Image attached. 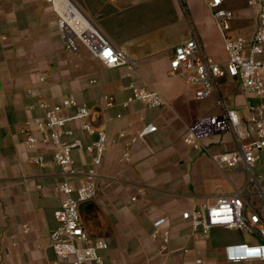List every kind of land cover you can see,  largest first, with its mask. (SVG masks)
Returning a JSON list of instances; mask_svg holds the SVG:
<instances>
[{
	"label": "crops",
	"instance_id": "0c3cea01",
	"mask_svg": "<svg viewBox=\"0 0 264 264\" xmlns=\"http://www.w3.org/2000/svg\"><path fill=\"white\" fill-rule=\"evenodd\" d=\"M72 1L135 65L107 68L82 45L70 50L49 0H0V264H72V258L58 259L50 244L57 227L54 213L64 199L57 187L65 172L54 163L53 147L38 144L29 149L22 133L40 138L36 120L45 112L38 105L68 98L88 105L92 125L107 131L110 139L120 133L127 136L108 143L98 168H93V156L85 150L73 152L78 172L70 178L73 187L89 180L93 169L101 177L100 185L104 177L122 174L120 181L80 208L88 235L109 245L102 252L103 264H197L198 259L202 264H264L226 262L227 246L256 241L248 233L214 227L207 235L195 234L182 218L193 206L214 204L218 195L231 194L213 195L207 187L219 175L213 154L227 152V147L208 141L228 136L230 151L235 147L231 135L206 138L203 149L184 142L194 120L218 112L216 97L205 109L204 102L212 96L197 100L196 84L169 73L174 47L194 32L210 57L227 61L209 0ZM225 7L236 13L233 29L250 38L258 25L259 8L248 6L246 0H228ZM131 84L156 89L167 105L156 109L134 101ZM221 87L242 117L248 114V104L258 103L236 80L224 78ZM110 96L115 105L107 107ZM126 102L128 107H123ZM75 112L70 108L64 115ZM150 124L157 131L128 144V138ZM66 129L73 131V136L64 137L66 141L78 138L90 144L96 139L78 122H69ZM126 148L129 161L123 159ZM39 155L44 165L33 162ZM229 169L234 190L241 188L246 172ZM160 218L166 219L161 227L169 232L166 243L153 237L154 223Z\"/></svg>",
	"mask_w": 264,
	"mask_h": 264
},
{
	"label": "built area",
	"instance_id": "2783aa9c",
	"mask_svg": "<svg viewBox=\"0 0 264 264\" xmlns=\"http://www.w3.org/2000/svg\"><path fill=\"white\" fill-rule=\"evenodd\" d=\"M227 1L209 0L208 3L224 40L227 61L223 64L210 57L194 32L192 38L174 47L169 73L196 84L197 100L216 97L218 112L194 120L187 128L184 142L195 149H203L204 139L230 134L234 149L222 153L215 162L246 172L247 179L233 193L218 195L214 204L206 202L201 206H193L183 212L182 218L189 222L195 234L207 235L214 227L248 233L256 241L229 245L224 249V257L228 263L257 262L264 261V0H246L248 6L259 8L258 25L250 38L241 32H237L235 37L232 35L236 13L225 7ZM49 2L58 16V28L70 50L74 51L83 45L107 68H134V59L123 49L114 46L72 0ZM224 78L238 81L247 96L258 100L256 104H248V116L242 117L231 107L221 87ZM129 89L134 101L143 102L150 108L158 109L167 105L164 96L154 88H137L131 84ZM106 99L107 107L115 105L113 97ZM128 105L129 102H126L123 107ZM38 107L45 112L44 118L37 119L35 126L41 137L23 131L26 143L29 149H34L38 144L53 147L54 163L66 175L57 187L64 199L54 213L57 227L50 236L51 248L60 260L72 258V264H103L102 252L108 250L109 245L105 240L92 239L88 235L82 223L80 208L120 181L122 174L104 177V183L100 185L101 177L93 169L88 174L89 180L73 187L70 178L78 174L73 152L85 150L93 156V168H98L103 162L108 143L111 141L116 144L127 139V136L120 133L110 139L107 131L92 125V109L72 98L56 104L42 102ZM70 108L76 112L72 116H65L64 111ZM73 121L78 122L88 134L95 135V141L90 144L78 138L66 141L65 136H73V131L66 129L67 124ZM155 131L157 127L150 124L136 136L128 138V144L144 141L148 134ZM123 159L130 160L128 148L123 152ZM33 162L44 165V157L36 156ZM165 223V218L154 223L153 237H161L166 243L169 232L161 230ZM202 262L201 259L197 260V264Z\"/></svg>",
	"mask_w": 264,
	"mask_h": 264
},
{
	"label": "rangeland",
	"instance_id": "374dc122",
	"mask_svg": "<svg viewBox=\"0 0 264 264\" xmlns=\"http://www.w3.org/2000/svg\"><path fill=\"white\" fill-rule=\"evenodd\" d=\"M246 33V32H245ZM244 33V34H245ZM232 35L235 37L237 35V31L234 29L233 32H232ZM83 46V45H82ZM233 87L230 86V92L231 93H234V89H232ZM215 97L212 96L208 101H205L204 104H205V109L207 108H210L211 106V103L215 100L214 99ZM248 116V114L246 115ZM209 143H214V144H220V145H223L225 147H227V151L228 148L230 147L229 146V137L228 136H225V135H222V136H219V137H216L215 139L211 140V141H208ZM206 142V143H208ZM226 152V151H225ZM224 153V152H223ZM221 154H218V155H214L213 154V158L216 159L217 157H219ZM218 165V166H217ZM216 166L219 168V175L218 177L216 178H212L208 183H207V187H208V190L210 191L211 194L215 195L216 193L217 194H222L224 191L226 193H233L235 190H234V186L232 184V182L230 181L229 177H233V173H232V170L225 167L224 165H222L221 163L217 164ZM213 203V201L211 202Z\"/></svg>",
	"mask_w": 264,
	"mask_h": 264
}]
</instances>
